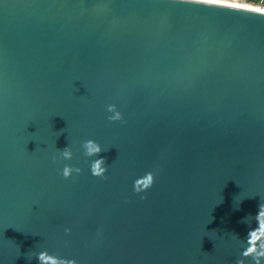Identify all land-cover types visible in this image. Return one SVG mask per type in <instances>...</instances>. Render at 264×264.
I'll list each match as a JSON object with an SVG mask.
<instances>
[{
	"label": "water",
	"instance_id": "obj_1",
	"mask_svg": "<svg viewBox=\"0 0 264 264\" xmlns=\"http://www.w3.org/2000/svg\"><path fill=\"white\" fill-rule=\"evenodd\" d=\"M186 2L0 0V264H255L264 10Z\"/></svg>",
	"mask_w": 264,
	"mask_h": 264
},
{
	"label": "clouds",
	"instance_id": "obj_2",
	"mask_svg": "<svg viewBox=\"0 0 264 264\" xmlns=\"http://www.w3.org/2000/svg\"><path fill=\"white\" fill-rule=\"evenodd\" d=\"M183 2H186V0H183ZM202 2L213 5L223 4L222 0H202ZM220 8L227 9V7ZM108 111L114 113V115L108 117L110 121L123 120V115L120 111L117 110L116 105H109ZM83 148L85 149L84 154L87 157H96L99 156L102 151H105L95 140L85 141L83 143ZM59 151L60 156L63 159L72 160L74 157V153L70 147H65L63 150ZM105 165V158L100 157L98 159H95L91 164L92 175L96 177H103L107 172V168L105 167ZM81 171L82 169L79 167L74 168L72 166H65L62 174L65 178H70L72 177L74 172L79 174L81 173ZM155 179V173L153 172H148L143 177L136 179L134 182L135 192L141 193L147 191L155 184ZM255 220L258 222V227L249 230L247 235L248 247L243 251L242 255L244 258L252 257L255 260V264H262V261H264V252H256L255 244L253 243V241L258 238L257 233L264 234V204L259 205V211L255 216ZM253 252H256V254L252 255ZM58 260L59 264H77L75 260L62 259L54 255H50L47 251H43L38 255L39 264H49V262H51V264H57ZM239 264H243V260H241Z\"/></svg>",
	"mask_w": 264,
	"mask_h": 264
},
{
	"label": "rangeland",
	"instance_id": "obj_3",
	"mask_svg": "<svg viewBox=\"0 0 264 264\" xmlns=\"http://www.w3.org/2000/svg\"><path fill=\"white\" fill-rule=\"evenodd\" d=\"M229 1V0H226ZM234 1L235 2H239V3H243V4H249V5H253V6H258V7H263L264 8V1H259V2H253L250 0H230V2Z\"/></svg>",
	"mask_w": 264,
	"mask_h": 264
},
{
	"label": "bare ground",
	"instance_id": "obj_4",
	"mask_svg": "<svg viewBox=\"0 0 264 264\" xmlns=\"http://www.w3.org/2000/svg\"><path fill=\"white\" fill-rule=\"evenodd\" d=\"M222 2L231 3V4H236V5H242V6H247V7H251V8H256V9L264 10L263 7L253 6V5H249V4H243V3H239V2H238V3H237V2L234 3V1L230 2V0H229V1L222 0Z\"/></svg>",
	"mask_w": 264,
	"mask_h": 264
},
{
	"label": "trees",
	"instance_id": "obj_5",
	"mask_svg": "<svg viewBox=\"0 0 264 264\" xmlns=\"http://www.w3.org/2000/svg\"><path fill=\"white\" fill-rule=\"evenodd\" d=\"M250 1H253V2H259L260 0H250ZM261 1H264V0H261Z\"/></svg>",
	"mask_w": 264,
	"mask_h": 264
}]
</instances>
